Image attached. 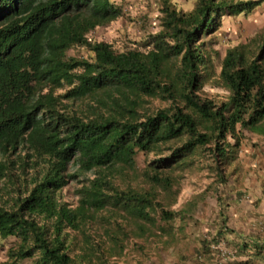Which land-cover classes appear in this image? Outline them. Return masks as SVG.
Returning a JSON list of instances; mask_svg holds the SVG:
<instances>
[{
	"label": "trees",
	"instance_id": "16d2710c",
	"mask_svg": "<svg viewBox=\"0 0 264 264\" xmlns=\"http://www.w3.org/2000/svg\"><path fill=\"white\" fill-rule=\"evenodd\" d=\"M260 4L195 0L185 11L160 0L158 30L138 50L88 39L123 16L111 0H0V241L11 240L3 264H106L130 238L163 252L185 239L184 222L177 232L174 222L193 203L180 215L160 191L195 169L210 188L226 186L244 133L264 137V38L226 49L218 66L211 41L225 18ZM74 48L88 58L70 56ZM210 82L225 101L202 94ZM150 154L163 156L137 171V157ZM127 172L142 181L120 186ZM77 179L73 206L62 190ZM213 244L201 241L196 259ZM252 249L257 257L264 247Z\"/></svg>",
	"mask_w": 264,
	"mask_h": 264
},
{
	"label": "rangeland",
	"instance_id": "374dc122",
	"mask_svg": "<svg viewBox=\"0 0 264 264\" xmlns=\"http://www.w3.org/2000/svg\"><path fill=\"white\" fill-rule=\"evenodd\" d=\"M120 7L123 16L109 25L97 28L88 35L91 41H105L113 44L116 48L127 46L129 48L142 49L147 34L156 32L160 0H111ZM178 8L188 11L192 8L195 0H171ZM246 1V0H241ZM264 38V2L253 12L238 17L225 18L219 31L211 37L214 42L212 49L218 51V66L223 58L226 49L234 46H243L245 49H254L259 40ZM70 56L76 58H88L89 53L83 48H74L69 52ZM218 73V69L216 71ZM202 94L216 102L225 101L227 92L214 82L207 83L202 88ZM79 105V104H77ZM158 106V103H154ZM163 155L150 154L147 157H137L136 170L143 171L153 160ZM234 169V174L226 186L210 188L213 179L204 170H192L184 173L171 192L160 191V199L166 209L181 214V209H187L190 202L192 210L188 211V218L185 221L176 219L174 231L177 232L178 225H183L185 239L179 238L178 244L168 251H157L153 241H143L137 238H130L124 255L120 258H113L106 264H188L187 261L178 260L181 254L186 252L188 245L197 244L200 247L201 227L208 225L216 210L225 209L235 204L245 206L259 205L261 194H264V137L255 133H244V139L238 150L236 162L229 168ZM90 177L89 175L82 178ZM82 179L71 182L62 190L64 201L76 204L77 190L81 186ZM142 180H137L133 172H127V177L118 180L120 186L130 185L136 187ZM147 182L139 184L145 185ZM147 187V185H145ZM212 189V190H210ZM162 192V193H161ZM260 194V196H258ZM217 218V217H216ZM223 218L220 212L219 219ZM218 219V220H219ZM180 235V234H179ZM11 240L0 241V264L5 261V251ZM134 243L141 244L138 248ZM194 243V244H193ZM219 245L213 244L212 250ZM225 249V248H224ZM219 251V249H218ZM188 252V251H187ZM232 252V259L235 251ZM217 253H215V261ZM226 262V261H225ZM225 262L223 264H225ZM194 263V262H193ZM201 264V259L199 261ZM215 264V262H214Z\"/></svg>",
	"mask_w": 264,
	"mask_h": 264
},
{
	"label": "crops",
	"instance_id": "0c3cea01",
	"mask_svg": "<svg viewBox=\"0 0 264 264\" xmlns=\"http://www.w3.org/2000/svg\"><path fill=\"white\" fill-rule=\"evenodd\" d=\"M260 1V5H262L264 0ZM261 197L259 205L245 206L243 204H235L225 207L223 210L217 209L216 212L219 213L216 216H212L208 225L201 227V241H211L212 238L216 237L219 240V246L228 251H234V246L240 245L242 242L247 243L249 250L244 255L237 256L235 254L225 264H264V249L260 256L257 257L253 255L254 250H250L253 246L264 247V194H261ZM220 212L223 214L222 219H219ZM199 248L197 244L192 245V247L188 245V252L182 253L178 260L182 259L187 261V263L192 260L188 264H200L199 261L201 259V264H214L215 252L212 250V245L207 249L209 250V255L205 256L201 253V258L197 260L195 251H198Z\"/></svg>",
	"mask_w": 264,
	"mask_h": 264
},
{
	"label": "built area",
	"instance_id": "2783aa9c",
	"mask_svg": "<svg viewBox=\"0 0 264 264\" xmlns=\"http://www.w3.org/2000/svg\"><path fill=\"white\" fill-rule=\"evenodd\" d=\"M217 249H219V251L217 254V260L215 261V264H223L225 261H227V258L232 257L231 251L221 248L220 246H218Z\"/></svg>",
	"mask_w": 264,
	"mask_h": 264
},
{
	"label": "clouds",
	"instance_id": "9594fccd",
	"mask_svg": "<svg viewBox=\"0 0 264 264\" xmlns=\"http://www.w3.org/2000/svg\"><path fill=\"white\" fill-rule=\"evenodd\" d=\"M216 245H219V244H216ZM214 250H215L214 252L218 254V249L216 248Z\"/></svg>",
	"mask_w": 264,
	"mask_h": 264
}]
</instances>
